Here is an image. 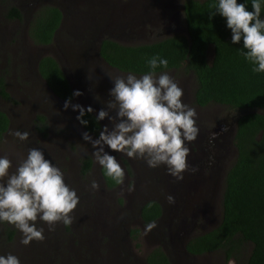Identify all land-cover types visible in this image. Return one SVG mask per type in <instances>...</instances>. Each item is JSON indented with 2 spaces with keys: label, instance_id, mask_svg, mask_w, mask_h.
<instances>
[{
  "label": "rangeland",
  "instance_id": "1",
  "mask_svg": "<svg viewBox=\"0 0 264 264\" xmlns=\"http://www.w3.org/2000/svg\"><path fill=\"white\" fill-rule=\"evenodd\" d=\"M108 1H113L116 7V3L130 0ZM132 2V4H137L136 1ZM147 3L150 19L160 21L158 28L169 23L170 20L177 27L157 35V27L155 29V26L145 24L147 27L145 31L148 34L144 37L136 35L139 24H114L112 28V24H103L104 16H107L105 8L108 3L104 6L101 0H0V68L9 79L5 84L10 96L4 98L0 95V108L7 110L11 118L8 130L4 136L0 137V156H7L11 160L12 167L9 172L12 173L16 171L19 162L27 157L30 148L41 149L45 158L64 173L66 184L74 189L79 197L76 209L70 213L73 217L71 224L65 225L63 222H58L54 225L53 230H49L47 223L37 219V227L44 228L45 239L43 241L34 240L30 245L25 246L21 243L22 233L15 226L7 222H0V255L7 256L11 253L19 258L21 264H85L83 257L86 256L89 259L93 254L82 253L83 244L86 245L88 242L85 241L89 239L83 235L84 230H98L100 242L97 243L99 247L95 263L100 264V256L110 252V246L107 248L105 245L106 240L109 239L105 231L118 229L123 234L124 228L133 227L140 229L138 234L136 236L130 234L126 240L122 239L125 241L124 244L121 243L124 249L119 246V242L114 240V253H121L123 250V253H128L127 258L143 261L149 250L160 246L169 257L171 264H235L234 258L225 259L222 250L209 251L196 256L186 254L182 249L180 236L181 232L185 231L193 222L182 219L170 221L165 214H170L169 212L176 204L178 207L196 208V211L203 212L194 226L193 231L196 234L218 223L222 209L221 196L225 172L236 155L232 126L233 120L238 114L237 111L218 102H209L205 105L195 103L193 95L196 85L195 77L192 72L182 67L156 72L157 75L168 73L183 89L182 102L194 108L197 113L195 118L199 130L197 138L194 141L186 142L189 155H191V150L196 151L199 147L205 146L206 139L210 142L218 139L217 146L213 148L212 152L217 158L216 162L213 161L214 170L218 165H222L220 171H215L209 178L197 172L195 177L190 178L192 181L188 184L185 183V180H181L183 185L181 184L182 187L179 188L169 184L170 179L175 177L168 174L165 166L151 168L145 161L142 164L139 159L130 158L121 152H114L105 146V151L115 156L124 171L125 168L129 171V175L127 177L125 175L123 184L107 187L100 173V165L92 154L95 149L92 143L85 140L84 137L88 135L94 141L99 138L105 126L112 129L113 123L109 118L101 120L99 133L93 134L86 131L77 119L79 110L84 107L91 108L97 116L101 109L109 111L110 116H113V111L107 108V102L101 100V103L98 101L99 104H97L89 100L94 94L99 95L100 86L81 76L82 72L74 68L75 64L71 60L68 61L70 53L76 52L78 55L82 53L81 46L83 41H86L84 30L88 29L90 25L86 22H91L97 27L100 24L98 34H105L103 26H109L108 29H113L117 33L116 36L111 33V36L125 44L150 42L173 33H186L182 9L179 6H167L169 0H148ZM45 4L59 5L63 18L60 27L55 32V39L49 45L39 46L35 42L29 41L25 23L34 16L38 7ZM10 6L18 7L23 14L19 21L9 17ZM119 8L128 15L133 13H129L132 9L128 6L124 9ZM119 8L114 9V16L120 11ZM130 29L134 30L133 35L130 33ZM110 30L106 33H109ZM150 30L153 31L150 32ZM68 34L73 35L74 39ZM119 35H128V38H121ZM39 50L57 58L70 78L74 97L68 102L56 97L44 86L42 81L38 79L33 81L25 71L27 55ZM68 50L69 54H67ZM66 54L67 62L65 63L59 59L58 55L61 57ZM211 56L212 46H209L208 58L210 59ZM81 57L83 60L82 55ZM19 58L24 61L20 62L17 60ZM3 59H7V62H3ZM80 63L77 62V64ZM85 82L89 90L84 87ZM95 90L97 91L95 92ZM38 115L45 117L43 123L38 119ZM42 126H45L44 130L41 128ZM15 131L29 132V139L27 141L19 140L13 135ZM86 156L91 158L92 164L88 170L83 171L82 159ZM187 164L189 167L190 162L188 161ZM93 180L98 182V190L91 189ZM166 181L168 183H165ZM142 187L150 188L147 195L157 196L165 205L167 212L164 213L162 223L165 222L168 223V226H173L182 222V225L176 228L172 241L166 239L160 242L157 238L151 239L153 234L149 227L141 228L137 222L135 223L128 217V213L136 212V208L133 206L136 204L137 196L143 191ZM169 196L174 198V202L169 201ZM207 216L208 219L205 221ZM158 226L155 223V229L162 227ZM151 228L153 230V227ZM9 229L13 230L10 238L7 236ZM100 230H104V233ZM251 245V242H245L244 251L237 259L239 264L244 263ZM108 254L112 256L111 253Z\"/></svg>",
  "mask_w": 264,
  "mask_h": 264
},
{
  "label": "trees",
  "instance_id": "2",
  "mask_svg": "<svg viewBox=\"0 0 264 264\" xmlns=\"http://www.w3.org/2000/svg\"><path fill=\"white\" fill-rule=\"evenodd\" d=\"M252 11V0H237ZM218 0H183L182 13L186 33H173L150 42L125 44L105 37L100 42V55L112 66L122 71L144 74L150 71L148 60L160 56L168 60V67L157 71L180 68L192 72L196 85L194 102L205 105L218 102L238 112L233 143L236 155L226 169L221 196V216L217 224L192 235L185 244L190 254H202L222 250L225 259L238 257L244 251L245 242L251 249L243 264H264V73L253 72L254 65L245 59L243 41L232 43V31L227 19L215 11ZM8 15L21 17L16 6H10ZM61 9L45 4L36 10L28 25V35L37 44H48L62 21ZM264 17V0H261V19ZM72 39L74 36L68 34ZM212 56L208 58V48ZM38 70L52 92L63 100H71L74 92L59 62L50 54L38 61ZM0 95L9 98L3 78L0 77ZM83 113V114H82ZM86 123H82V120ZM40 122L45 117L38 115ZM78 121L84 129L97 134L101 128L97 115L88 109L78 113ZM9 123L7 114L0 109V136ZM41 128H45L42 126ZM83 171L90 168L92 160L83 157ZM100 173L107 187L116 183ZM160 214L158 201L150 199L141 206L144 222ZM132 228L131 231H138ZM12 236L13 230L7 231ZM148 264H170L164 250L157 246L146 256Z\"/></svg>",
  "mask_w": 264,
  "mask_h": 264
},
{
  "label": "clouds",
  "instance_id": "3",
  "mask_svg": "<svg viewBox=\"0 0 264 264\" xmlns=\"http://www.w3.org/2000/svg\"><path fill=\"white\" fill-rule=\"evenodd\" d=\"M213 7L212 15L218 12L227 19L232 43L243 41L247 51L242 55L254 65L253 72L264 73L261 0H252V11L237 0H218ZM147 63L150 71L140 77L108 74L114 87L110 90L112 99L107 102V108L116 115L110 116L109 111L101 109L97 120L109 118L113 127L105 126L94 141L88 135L84 137L92 143L95 149L92 154L106 177L116 184H123L125 172L115 156L105 151V146L130 158L142 159L151 168L165 166L169 175L182 180L188 169L186 142L194 141L198 135L197 113L182 102L183 89L168 73H156L157 68L168 67V60L153 56ZM13 135L27 141L30 133L15 131ZM11 167V160L0 156V222L15 226L22 233V244L27 246L34 240L45 239L44 228L37 227L38 218L47 223L49 230L58 222L65 225L73 222L70 213L79 203L78 194L66 184L64 173L45 158L41 149L30 148L15 172H9ZM91 189H99L97 181L91 182ZM168 199L174 202L173 197ZM0 264H21V261L9 253L0 255Z\"/></svg>",
  "mask_w": 264,
  "mask_h": 264
},
{
  "label": "flooded vegetation",
  "instance_id": "4",
  "mask_svg": "<svg viewBox=\"0 0 264 264\" xmlns=\"http://www.w3.org/2000/svg\"><path fill=\"white\" fill-rule=\"evenodd\" d=\"M101 1L104 3V6L106 3H108V5H106L107 8H105V13L107 14V16H104L103 24H112L111 25L112 28L114 27V24H139V30H138L136 35L144 37V35L148 34L145 31L147 28L145 26V24H150L151 26H155V29L160 24V21H158V20L154 21V20L150 19V17H149L150 14H148V12H147L148 8L146 7V4H148L147 3L148 0H130L128 2H123V3L118 2V3H116V5L118 7L117 6L115 7L113 1H108V0H101ZM132 1H136L137 4H132L133 3ZM182 1L183 0H169V3L167 4V6H172V7L179 6L181 8L182 7ZM130 2H131V4H130ZM170 3H171V5H170ZM126 6L130 7V9H132L129 13H131V12H133V13L128 15L126 12H124L123 10L121 11V9L119 8V7H122L124 9ZM116 8H119L121 12L118 11V14L114 16V9H116ZM22 16H23V14L21 15V17H11V16H9V17L16 18L19 21V19H21ZM30 20L28 19V21H26L25 30L28 29V25L30 24ZM86 24H90V25L88 26V29L84 30V38L86 39V41H83V45L81 46L82 53L80 55H78V53H76V52L70 53V51L68 50L67 54L70 53L68 55V61L71 60L75 64L74 68L78 69L82 72L81 76L85 77L86 79H88L92 82H95L97 85L100 86V89L98 90L99 95L96 93L92 97L89 98V100L99 104V102L101 103V100L108 102L112 99V97L110 96V90L113 88L114 84H113V81L108 74L116 76V75H128V74L144 75L146 73H144V74L131 73L128 71L119 70L116 67L110 65L100 55V42L105 37L112 38V39L118 41V39L113 38L111 36V33H113L115 36L117 35V33L113 29H111V30L108 29L110 27L106 25V27L103 26V30H104L105 34H98V32L100 31V27H101L100 24H99V27H97L94 24H91V22H86ZM60 25H61V23H60ZM176 27H177V25L173 21L170 20L169 23L164 24V25L160 26L159 28L157 27L158 30L156 31V34L157 35L161 34L163 32H166V31L173 29V28H176ZM108 30H110V32L106 33V32H108ZM151 31H153V30H150V32ZM132 32L134 33V30L130 29V33H132ZM133 33H132V35H133ZM26 34H27V37L29 38V41L34 42L31 39V37L28 35L27 31H26ZM119 37H121V38L127 37L128 38V35H126V36L125 35H119ZM53 39H55V35H54ZM50 43L42 44V45L37 44V43L36 44L39 46H45V45H49ZM47 54L48 53H46L45 51H40V50L38 52L28 54L27 58L25 59L26 63L24 65V69H25V71L28 72V74H29L28 76H30L33 81L35 79L42 81L44 86L52 92V90L49 88L45 79L41 76V74L38 70L39 59L43 55H47ZM67 54L64 56H61V57L58 55V57L62 62L64 61L66 63L67 62ZM81 55L83 56V60H81L82 59ZM12 57L14 58V55ZM55 59L58 61L57 58H55ZM6 60L7 59H3V62L6 63L7 62ZM17 60H19L20 62L24 61V59H22V58L21 59L19 58ZM81 61H82V63H80ZM77 62H79L80 64H77ZM69 65H72V64L69 63ZM0 67H1V65H0ZM73 73H74V71H73ZM0 77L3 78V82L5 85V89H6L5 83L7 82L8 78H6V76L3 73L1 68H0ZM71 87H72V90H74L73 86H71ZM85 88L87 90H89V88H87V87H85ZM96 91L97 90H95V92ZM55 96L58 97L57 95H55ZM1 97H3V96H1ZM58 98L63 100L60 97H58ZM63 101L68 102L69 100H63ZM82 109H89V108L84 107ZM82 109H80L79 112ZM2 110L7 114L8 118H9V123H8L6 130L2 133V135L0 137L4 136L5 132L8 130V128L10 126V122H11V118H10L8 111L5 109H2ZM113 116H114V111H113ZM237 116H238V114L235 116V118L233 120L232 132H234V130H235V125H236L235 120L237 119ZM77 119H78V116H77ZM205 141H206L205 146H201V148L199 147L196 151L191 150V155H189L190 157L188 156L187 160L190 162V166L185 171V173H183L184 178L182 179V180H185L186 184H188V182L192 181L190 178L195 177L196 176L195 174L197 172L202 174V175L204 174V177L209 178V177H212V174L215 171H220V169L222 167V165H218V167L214 170L215 167L213 166V161L216 162L217 158H215V154H213L212 150H213V148H215L217 146L218 139H216L214 142H210L208 139H206ZM139 161L142 164L144 163V160H142V159H139ZM192 169H196V171H191ZM124 172H125V175L127 177L129 175L128 169L125 168ZM153 178L155 179L156 177H153ZM165 183H168V182L166 181ZM170 183L175 188L182 187L181 184L183 185L182 181L178 180L177 178H173V179L171 178L169 181V184ZM117 185L118 184H116L115 186H117ZM115 186H113V187H115ZM109 188H111V187H109ZM142 189H143V191H142ZM142 189L141 190L139 189V191H142V192L140 193L139 196H137L136 202H135L136 204L133 206V208H136V212L135 213L134 212L128 213L129 214L128 217L130 218V220H133L135 223L137 222V224L141 228H145V227H148L149 225H152L153 230H152V228H150V230H151L150 232L153 234L150 237L151 239L157 238L158 241H160V242H162V240L168 239V236H167V232L169 229V226L167 225L168 223L160 222V220L163 219L165 215H167V219L170 221H177V220L182 219L185 221L193 222V224H191L186 229L187 230L186 235H189V238H190L192 235L196 234L193 231L195 228L194 226L196 225V221L203 214V212H201V211H196L195 210L196 208H186V207H182V206L178 207L176 204L172 208V210L169 212L170 214L164 215V214H162V208L160 205V214L156 218H154L153 220H150L149 222H144L142 216L140 215L141 206L147 200H150L144 196H149L147 194H148V192H150L151 189L150 188L145 189L143 187H142ZM206 219H208V216L205 218V221H206ZM155 223L158 224L159 226H162V227L155 229V227H154ZM132 228L133 227L124 228L123 234L121 233V230H118V229H109V230L105 231V233H107L108 238H109L108 240H106L105 245H107V248L110 246V252H108V251L107 252L111 253L112 256L108 253H106L105 255L102 254L103 256H100L101 257L100 264H148V262L146 261V256L148 253H150V251L153 248L146 253L145 257L143 258V261H138L137 259L133 260V259L127 258L128 253H123V250L121 253H114L115 252L114 251V240L116 242H119V244H120L119 246H121V248L124 249V247H122V245L124 244L123 242H125V241H123L122 239L126 240V237H128V235H130V234L133 236H136L138 234L140 229L137 232L136 231L132 232L131 231ZM84 232L85 233L83 235L85 236V238L89 237V239L87 241H85V242H88L86 245L83 244L82 253L85 255L88 252H90V254H93V256H91L89 259H87L86 256H84V257L82 256L84 263L85 264L86 263L87 264H96L95 263L96 256H97L96 253H97V249L99 247L97 245V243L100 242V240L98 238V234H97L98 230H84ZM100 232L104 233V230H100ZM154 232H155V234H154ZM89 243H90V246H89ZM109 243H110V245H109ZM121 243H123V244H121ZM100 245H102V244H100ZM118 248H120V247H118ZM188 254H190V253H188ZM190 255L196 256L197 254H190ZM170 264H171V262H170Z\"/></svg>",
  "mask_w": 264,
  "mask_h": 264
},
{
  "label": "water",
  "instance_id": "5",
  "mask_svg": "<svg viewBox=\"0 0 264 264\" xmlns=\"http://www.w3.org/2000/svg\"><path fill=\"white\" fill-rule=\"evenodd\" d=\"M56 6H58L59 7V5H56ZM60 8V7H59ZM61 9V8H60ZM63 18V17H62ZM186 30V29H185ZM61 65V64H60ZM61 68H62V70L64 71V73L66 74V72H65V70H64V68H63V66L61 65ZM67 76V75H66ZM67 78H68V80H69V83H70V85L72 86V83H71V80H70V78L67 76ZM85 87H87V88H89L88 87V85H87V83L85 82V85H84ZM235 122H236V120H235ZM236 124V123H235ZM161 178H163V177H161ZM162 180V179H161ZM164 180H166V179H164ZM163 181V180H162ZM164 183V182H163ZM146 198H148V199H154V200H156V201H158L159 202V204L161 205V208H162V214H164L165 212H167L166 210H165V205L162 203V201L157 197V196H154V195H150V196H146ZM161 221H163L162 219L160 220V222ZM154 225V224H153ZM182 225V222L180 221V222H178L176 225H173V226H169V229H168V232H167V235H168V240L169 241H172L173 240V235L176 233V228L177 227H179V226H181ZM186 232H187V230H183L182 232H181V236H180V238H181V240H180V242L182 243V249H183V251L184 252H186L187 253V250H186V248H185V244H186V241L188 240V238H189V235H186Z\"/></svg>",
  "mask_w": 264,
  "mask_h": 264
},
{
  "label": "bare ground",
  "instance_id": "6",
  "mask_svg": "<svg viewBox=\"0 0 264 264\" xmlns=\"http://www.w3.org/2000/svg\"><path fill=\"white\" fill-rule=\"evenodd\" d=\"M158 187V186H157Z\"/></svg>",
  "mask_w": 264,
  "mask_h": 264
}]
</instances>
